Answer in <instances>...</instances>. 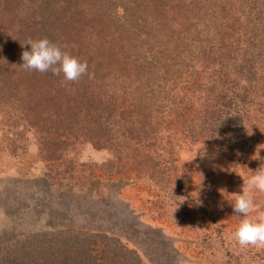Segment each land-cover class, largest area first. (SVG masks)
Returning a JSON list of instances; mask_svg holds the SVG:
<instances>
[{"label": "trees", "instance_id": "16d2710c", "mask_svg": "<svg viewBox=\"0 0 264 264\" xmlns=\"http://www.w3.org/2000/svg\"><path fill=\"white\" fill-rule=\"evenodd\" d=\"M16 3H34V14L42 20L28 18L31 23L24 25L15 18L6 25L0 22V107L13 108L27 127L44 135L40 142L45 161L61 160L79 139L98 148L119 144L124 160L136 163L140 177L168 179L164 157H171V151L161 144L158 133L164 127L162 121L182 116V106L168 90L171 82H178L196 66L214 86L200 104L190 105L192 114L185 118L190 124H201L209 140L221 147L234 143V127L245 135V118L236 105L224 106L227 96L229 101L246 98L253 88L264 93V0ZM116 8L123 9L124 22L118 20ZM28 37H46L86 61L91 78L84 75L76 82L62 83V74L24 69L17 64L22 53L18 59L16 53L31 50L30 45L19 48ZM18 92L20 99L12 104ZM243 152L242 147L238 154ZM30 182L35 197L58 189L47 177ZM86 235L73 228L32 231L25 236L3 234L0 264H110L92 255L90 245L99 241L87 244L82 240ZM131 253L133 261L140 263V257ZM120 255L123 260H109L132 264L130 256Z\"/></svg>", "mask_w": 264, "mask_h": 264}, {"label": "rangeland", "instance_id": "374dc122", "mask_svg": "<svg viewBox=\"0 0 264 264\" xmlns=\"http://www.w3.org/2000/svg\"><path fill=\"white\" fill-rule=\"evenodd\" d=\"M0 1L4 25L12 18L22 25L31 23L28 18L37 21L34 3ZM116 10L122 22L124 11ZM21 53H16L17 59ZM21 56L17 64L23 63ZM204 77L196 66L170 83L168 91L182 106V116L162 121L158 133L171 151V157H164L166 180L140 177L136 163L124 160L119 144L98 148L79 139L61 160L45 161L40 142L44 135L27 127L13 108L0 107V237L73 228L87 233L82 239L87 244L99 241L90 245L92 255L110 264H117L111 259L123 260L120 254L130 256L132 264H264V249L241 248L232 239L242 219L232 208L235 194H242V177L264 164V93L253 88L246 98L226 97L224 107L236 105L245 118V135L234 127V143L221 147L209 140L201 124L185 118L192 114L190 105L200 104L214 86ZM20 95L15 94L12 104ZM39 177L49 178L57 191L35 197L30 181ZM256 199L264 202V194ZM131 252L140 263L133 261Z\"/></svg>", "mask_w": 264, "mask_h": 264}, {"label": "clouds", "instance_id": "9594fccd", "mask_svg": "<svg viewBox=\"0 0 264 264\" xmlns=\"http://www.w3.org/2000/svg\"><path fill=\"white\" fill-rule=\"evenodd\" d=\"M26 44L30 45L31 50L22 52L21 66L24 69L40 73L51 72L55 76L62 74V83L76 82L84 75L91 78L86 61L64 51L48 38L29 39ZM194 158L195 156L191 160ZM242 179V194H235L232 203L233 212L242 219L233 231L232 239L241 248L264 249V202L256 199L258 194H264V164H260L248 177Z\"/></svg>", "mask_w": 264, "mask_h": 264}]
</instances>
